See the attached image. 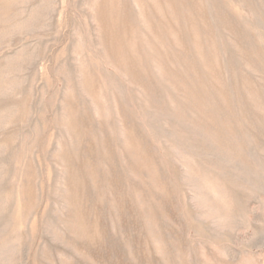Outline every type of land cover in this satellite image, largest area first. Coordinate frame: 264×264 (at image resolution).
Here are the masks:
<instances>
[{
	"label": "rangeland",
	"instance_id": "rangeland-1",
	"mask_svg": "<svg viewBox=\"0 0 264 264\" xmlns=\"http://www.w3.org/2000/svg\"><path fill=\"white\" fill-rule=\"evenodd\" d=\"M0 264H264V0H0Z\"/></svg>",
	"mask_w": 264,
	"mask_h": 264
}]
</instances>
